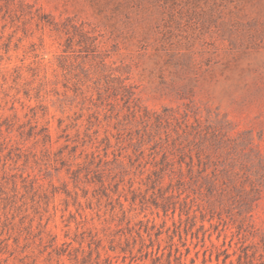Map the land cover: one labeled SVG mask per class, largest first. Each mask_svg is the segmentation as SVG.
<instances>
[{
	"label": "rangeland",
	"instance_id": "rangeland-1",
	"mask_svg": "<svg viewBox=\"0 0 264 264\" xmlns=\"http://www.w3.org/2000/svg\"><path fill=\"white\" fill-rule=\"evenodd\" d=\"M212 243L264 244V0H0V264Z\"/></svg>",
	"mask_w": 264,
	"mask_h": 264
},
{
	"label": "trees",
	"instance_id": "trees-1",
	"mask_svg": "<svg viewBox=\"0 0 264 264\" xmlns=\"http://www.w3.org/2000/svg\"><path fill=\"white\" fill-rule=\"evenodd\" d=\"M201 247L203 259L200 264H264V244L262 246L244 244L239 246L222 244L218 246L212 243L208 247L204 245ZM185 249L186 251L183 253L180 247L176 246L175 248L172 247L167 254L163 252L161 255H159V249L155 256L146 252L140 257L130 256L129 260L127 256H124L121 264H198L200 251L195 253L196 257L188 260L191 249L189 247ZM66 252L71 264H119L118 260L114 261L111 257L102 259L99 250H93L91 245L87 252L80 246L73 251L67 249L62 252L57 251L56 254L61 256L65 255ZM213 254H215V259H213Z\"/></svg>",
	"mask_w": 264,
	"mask_h": 264
}]
</instances>
